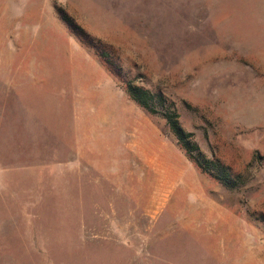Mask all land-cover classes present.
<instances>
[{"label":"rangeland","instance_id":"obj_1","mask_svg":"<svg viewBox=\"0 0 264 264\" xmlns=\"http://www.w3.org/2000/svg\"><path fill=\"white\" fill-rule=\"evenodd\" d=\"M88 92L120 124L105 146L76 137ZM98 159L121 162L116 185ZM0 264H264V0H0Z\"/></svg>","mask_w":264,"mask_h":264},{"label":"trees","instance_id":"obj_2","mask_svg":"<svg viewBox=\"0 0 264 264\" xmlns=\"http://www.w3.org/2000/svg\"><path fill=\"white\" fill-rule=\"evenodd\" d=\"M63 21L71 29L79 42L88 46V43H86L78 33L74 32L72 23H70L67 18H63ZM98 57L109 72L116 74L111 58H108L105 54H98ZM124 91L128 98L144 112L149 115H158L164 120L176 144L183 150L186 158L191 161L201 173L208 175L225 188H235L237 186L228 168L218 159L206 158L192 140L191 134L182 129L178 122V115L171 102H168L167 99L159 93L152 94L146 89L133 85L130 82L124 83Z\"/></svg>","mask_w":264,"mask_h":264},{"label":"crops","instance_id":"obj_3","mask_svg":"<svg viewBox=\"0 0 264 264\" xmlns=\"http://www.w3.org/2000/svg\"><path fill=\"white\" fill-rule=\"evenodd\" d=\"M102 98V97H101ZM76 101H74V104ZM95 106L96 108L94 110H89V108H93ZM105 104L104 102L100 101V94L98 92H88L86 94V98L84 101L83 107L80 108H74V116L79 115V120L83 127L84 134L80 133L77 135V139L81 138H90L93 142L98 141L102 143L103 146L106 145L108 139L112 137V132L115 128V133L114 135L116 136L117 133L122 136V131L120 128V124L115 122L114 118H112V115L114 114L109 111L108 108L104 107ZM108 106V104H107ZM83 108V109H82ZM111 121V122H110ZM106 122H110L109 130L107 131L106 128L102 124H106ZM114 127V128H113ZM78 143V141H77ZM105 148V147H104ZM104 150V149H103ZM100 152L102 150L98 149L97 152ZM121 162L115 161L113 165H109V162L106 163V161L98 159L94 160L92 165L93 167L100 173V176L102 175L104 178H106L110 183L117 184L118 179H117V174L115 172L112 173V170L117 168Z\"/></svg>","mask_w":264,"mask_h":264}]
</instances>
